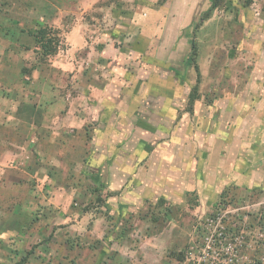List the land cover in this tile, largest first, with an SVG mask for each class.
Listing matches in <instances>:
<instances>
[{
	"label": "rangeland",
	"instance_id": "1",
	"mask_svg": "<svg viewBox=\"0 0 264 264\" xmlns=\"http://www.w3.org/2000/svg\"><path fill=\"white\" fill-rule=\"evenodd\" d=\"M156 1L144 6H159L165 0ZM84 3L0 0V28L5 27L1 37L16 24L9 20L16 14L24 17L26 28L34 29L30 20L35 19L57 28L61 36L59 50L42 59L31 37L14 27L12 36L6 35L7 44L19 48L16 57L8 53L7 63L22 60L21 69H9L12 72L7 74L16 73L18 79L20 73L22 85L13 89L8 84L5 92L22 98L18 104L24 118L38 104L35 120L40 129L22 134L32 142V150L24 146L21 151L29 156L27 172L33 180L10 169L8 173L17 179L0 186V250L5 254L0 264H227L236 258L264 264V230H259L258 221L259 214L264 220V182L258 175L264 172L259 165L246 183L238 184L244 189L233 190L236 204L222 211L233 215V220L242 217L257 231L248 230L237 246L224 241L217 246L213 243L221 233L222 215L209 216L220 192L233 184L230 174L236 170L234 166L226 172L217 159L211 167L210 155L218 154L214 143L224 127L221 99L229 89L242 87L230 76L248 77L256 54L264 60V0H225L201 22L199 17L170 19L171 30H182L188 42H173L170 36L158 41L157 58L162 64L133 49L136 27L126 42L122 41L126 34L113 31L115 23L123 24L143 5L137 6L136 0H100L85 8ZM179 4L183 6V0H173L171 8ZM78 16L83 22L81 35L67 37ZM189 32L195 41L192 62L187 61L192 45ZM106 43L111 46L106 48ZM119 54L120 62L115 59ZM92 94L101 98L102 109L119 96L144 98L135 99L119 116L105 110L109 115L100 121L91 115ZM159 94L165 99L160 100ZM136 104L149 108L134 109ZM70 107L80 117L77 127L50 132L46 124L53 123L48 115ZM116 122L121 123V131L111 129ZM0 135L3 142L20 138L14 132ZM262 153L257 163L263 162L264 170ZM112 165L119 169L113 181L103 173ZM128 170L131 176L121 174ZM128 184L134 195L123 198ZM19 204L26 209H18ZM16 224L23 228L22 236L14 231ZM181 250H189L184 262L172 257V252Z\"/></svg>",
	"mask_w": 264,
	"mask_h": 264
},
{
	"label": "crops",
	"instance_id": "2",
	"mask_svg": "<svg viewBox=\"0 0 264 264\" xmlns=\"http://www.w3.org/2000/svg\"><path fill=\"white\" fill-rule=\"evenodd\" d=\"M83 1L85 2L84 7L86 8L87 6H90L91 4L100 0ZM148 1L151 4H154L153 2H157L156 0H136V5L144 6V4H149ZM172 1L173 0H165L159 6L147 5L139 8L138 10H135L130 18H126L124 20L123 24L115 23V28L113 31L117 33H120L122 31L123 34H126L124 39L122 40L126 42L128 41L127 38H130V35H132L131 30L136 27V35L133 36L135 37V39L132 42L133 49H135L136 52L142 53L143 55L149 54V57L151 59L158 61L159 64H162L163 62L157 58L158 51L156 47H160V45L157 44L158 41L161 43L162 41H165V37L170 36L174 38L173 42H175V40H179L180 42H188V37L182 34V30H180L179 28L178 30H171L170 19L176 17V19L181 21H194L198 17L200 18L201 13H204L210 6V0H183V6L180 4L179 7L173 5V9L171 8ZM82 4L83 3L81 2V5ZM170 9L173 10L170 12ZM80 17H75L74 20L70 23V28H68V31L66 32L67 37L70 34L74 33H78L81 35L80 31H82L83 22L80 20ZM189 33H191V41L195 43L192 32ZM4 34L5 33H2V36ZM244 42L245 40H242V43ZM7 43L8 40L6 35H4L3 37L0 36V134L4 132H14L19 133L20 138L17 141L16 139L14 141H7V139H5L6 141L3 142L2 136L0 135V186L11 184L13 183V180L17 179V177L8 173L9 171H12L10 169L19 171L20 174L23 173V176H25L26 179L33 180L34 176L32 175V173L27 172L29 163L26 161L29 156L28 154H22L21 151L24 146H26V148H29V150H32V142L26 141V135L22 134H32L35 131L38 132V130L40 129L38 121L35 120L39 115L37 112L38 104L34 106L32 102L31 105L34 106L32 108L35 112L33 113V110H30V115L28 116L29 118H24L19 107L20 105L18 104V101H21L22 98H13L11 96H8V94H6L5 92L6 90H8V84H10L13 89H17L19 85H22V75L20 73L18 74V79L16 73L10 75L7 74V70L9 69H13L15 72L17 67L19 69H21L22 67L21 59L19 60V64L14 63V65H12L11 63H7L8 53L16 57V55L18 54L16 52L19 51V48L16 49L10 47V43ZM82 43L83 41L81 42V44H79V46H82ZM125 44L126 43H124V45H121V48H124ZM110 46L111 45L107 44L106 48ZM119 47H116V50H118ZM120 56L121 55L119 54L118 57H115V59H117V61L119 62L121 58ZM255 57V65L250 71L248 77L237 78L236 76H230L232 81L241 83L242 87L237 90L229 89L221 99L223 101L222 103H220V105L222 104V126L224 127H221L222 134L220 133V136L218 137L219 140L215 141L216 144L214 143V145L218 148V154L212 153L210 155L212 168L214 165H216L217 160V163L223 168L226 166V172L232 167H236V170L233 172V174H230L234 179H232L233 184L226 186V188L233 186L236 190L244 189V187L239 186L238 184L240 182L246 183V178H250V174L255 171L253 168L254 166L256 167V165H259L260 171L264 172V170L262 169L263 162L257 163L259 161V158H261L263 154L262 151H264V60L261 55L258 56L256 54ZM187 61L190 62L189 59H187ZM207 74L208 73L206 72V75ZM92 88L96 89V87ZM115 88H117V86H115ZM115 90L117 91V89ZM84 91L86 93L88 92V90L86 89H84ZM173 95H176V90L173 92ZM158 97L160 100L164 98L162 97V94H159ZM32 98L33 97H31V99ZM142 98H144V96H141V94H139L138 97H134V95L131 94L130 96L126 95L125 100L119 96L115 99L112 106L108 107L107 109H102L101 98L97 99V94H92L89 96V100L92 101V107L94 108L93 112H91V115L93 114L92 117H94V119H99L100 121L106 120L109 113H107V111L105 110L110 111L111 109V111H113L114 113V116H119L120 113H125L130 109V107H132V105L135 103V99L140 102ZM124 101L128 103L125 104ZM142 101H144V99ZM158 107H161V105H159ZM136 108H140L142 111H146L149 107L141 104L138 107V105L136 104L134 106V109ZM78 117L79 116L76 115V112L73 111L71 107L60 114L54 115L50 113L48 115V120H51L53 124H46V127L50 126L51 130L49 131L52 133H63L77 127L74 126V124L78 123V121L80 123L81 121L80 117ZM83 122L84 121H82L81 123ZM119 127H122L121 123L116 122L114 125H112L111 129L113 131H121L122 128L119 129ZM223 148L226 149L225 154L221 152ZM219 168L220 167H215L214 169L218 170ZM223 168L218 171L222 170L223 172ZM93 171L96 172V176L98 174V164L94 166ZM124 172L127 174V176L132 175V170L122 171L121 174H123ZM103 173L106 178H110L111 181H113L115 177H119L116 176L119 174V169H116V166L114 165L103 171ZM258 175L259 177H261L260 181L264 182V176L260 174ZM129 186L130 184L127 185V190L125 191V193H121V197L126 198L131 193L132 195H134L133 192L128 191ZM30 192H33V189H29V193ZM19 194L20 193H18V195ZM23 206L24 205L19 204L17 208H20L21 210L26 209L23 208ZM15 228L16 229L14 231H16V233L18 232L19 235L22 236L21 231H23V228L18 227L17 224ZM0 243L3 242L0 241ZM3 253L4 251H2L1 249L0 258H5V254L2 256Z\"/></svg>",
	"mask_w": 264,
	"mask_h": 264
},
{
	"label": "trees",
	"instance_id": "3",
	"mask_svg": "<svg viewBox=\"0 0 264 264\" xmlns=\"http://www.w3.org/2000/svg\"><path fill=\"white\" fill-rule=\"evenodd\" d=\"M225 0H211L209 8L201 15L200 22L207 17L214 11L219 9L223 4ZM8 17L5 18L7 20ZM11 21H14L16 24H14V27L19 33L24 34L26 36H29L32 38L34 44L33 47L36 49V53L38 56L42 59L48 58L52 55H54L60 47V41L61 36L57 28L53 26H49L47 24H41L37 20L31 19L30 22H32L35 27L34 29L26 28L27 26L23 24L24 17L18 16L17 14L14 15V17L11 16L9 19ZM22 22L19 23L18 22ZM25 21V20H24ZM29 21V20H28ZM19 23V24H18ZM4 27V26H3ZM12 27H7L6 30H8L7 34L9 35L12 33ZM5 29V27L3 28ZM1 29V30H3ZM0 30V31H1ZM14 30V29H13ZM12 36V34H10ZM195 44L192 42L191 45V54L189 56V61L192 62L195 57ZM197 70V67H196ZM195 91V88L192 91V94L190 95V103L194 100L193 92ZM234 187H227L224 190L221 191L218 201L216 202V207L212 211V213L209 214V216H212L214 212L222 215L220 220V235L217 236V238L214 240V245H220L222 241L224 243L228 244L229 242L234 243L235 246H237L238 239L240 237H243L244 234L249 230L250 233H253L254 231H257V226H255L253 229L249 228L250 225H246V222L242 219V217L234 218L233 215L229 213L222 214V211L225 210V207L233 206L236 204V199L238 198V195L233 191ZM257 217V215H255ZM259 217V224L260 228L259 230H264V220L262 218V215H258ZM247 229V230H246ZM218 230V229H217ZM243 239V238H242ZM234 249V248H233ZM234 253H239L238 249H234ZM189 250H181L178 252H172V257L175 258L178 262H184L188 257ZM236 255V254H235ZM253 258V257H252ZM23 259V258H22ZM236 260V261H235ZM231 262L227 264H247V260H239V258L236 259H230ZM252 262V261H251ZM256 263H260L258 260ZM199 264H204V262H199Z\"/></svg>",
	"mask_w": 264,
	"mask_h": 264
}]
</instances>
